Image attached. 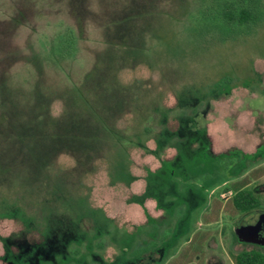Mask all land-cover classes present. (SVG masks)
Here are the masks:
<instances>
[{
  "label": "rangeland",
  "instance_id": "rangeland-1",
  "mask_svg": "<svg viewBox=\"0 0 264 264\" xmlns=\"http://www.w3.org/2000/svg\"><path fill=\"white\" fill-rule=\"evenodd\" d=\"M210 5L0 0V264L264 252L238 232L264 212V15L226 37Z\"/></svg>",
  "mask_w": 264,
  "mask_h": 264
},
{
  "label": "trees",
  "instance_id": "trees-1",
  "mask_svg": "<svg viewBox=\"0 0 264 264\" xmlns=\"http://www.w3.org/2000/svg\"><path fill=\"white\" fill-rule=\"evenodd\" d=\"M201 6L203 13H208V7ZM211 16L222 29L226 37L233 36L238 31H250L255 28L264 15L263 0H211ZM230 82L223 79L220 83ZM264 94V90H263ZM255 193L247 188L236 189L232 196V204L239 212H247L259 206ZM234 264H264V252L258 250H243L233 255Z\"/></svg>",
  "mask_w": 264,
  "mask_h": 264
},
{
  "label": "water",
  "instance_id": "water-1",
  "mask_svg": "<svg viewBox=\"0 0 264 264\" xmlns=\"http://www.w3.org/2000/svg\"><path fill=\"white\" fill-rule=\"evenodd\" d=\"M241 231L264 236V212L253 213L250 219H247L245 223L239 226L238 232L240 233Z\"/></svg>",
  "mask_w": 264,
  "mask_h": 264
},
{
  "label": "crops",
  "instance_id": "crops-1",
  "mask_svg": "<svg viewBox=\"0 0 264 264\" xmlns=\"http://www.w3.org/2000/svg\"><path fill=\"white\" fill-rule=\"evenodd\" d=\"M146 208H147V205H146ZM147 210H148V208H147ZM147 210H146V211H147ZM146 218H147V217H146ZM146 218H145V215H144V220H145V222H147V219H146ZM144 253H145V252H144ZM168 262H169V260H167V262L164 263V264H168ZM140 264H143V263L141 262ZM150 264H154L153 261H151ZM178 264H183V261L179 262Z\"/></svg>",
  "mask_w": 264,
  "mask_h": 264
}]
</instances>
